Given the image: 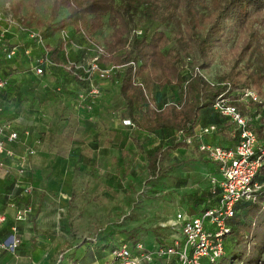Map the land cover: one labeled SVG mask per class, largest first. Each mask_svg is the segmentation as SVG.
<instances>
[{
    "label": "trees",
    "instance_id": "1",
    "mask_svg": "<svg viewBox=\"0 0 264 264\" xmlns=\"http://www.w3.org/2000/svg\"><path fill=\"white\" fill-rule=\"evenodd\" d=\"M0 8L11 13L17 22L41 30L48 43L55 42L50 49L58 60L64 56L58 36L60 30L68 29L74 38L77 34L82 39V32H85L88 42L94 43L93 35L109 29L104 41L106 54L99 61L103 65L121 66L108 80L118 86L113 107L121 120L129 118L133 122V126L126 128L131 130V138L144 156L145 167L154 177L165 175L167 170L162 168V162L166 156L178 148L190 146L185 138L193 136L200 126L218 124L219 134L230 146L239 140L241 132L235 123L214 109V103L221 96L239 106L243 115L264 112L261 99L248 96L242 100L249 90L264 97V50L257 37L264 26V0H0ZM6 37L0 42L3 53L0 55V77L7 81L3 91L10 90L7 76L15 71L12 64L21 54L7 57L4 49L11 43ZM28 42L25 41V45H29ZM220 49L234 50L239 56L237 64L246 51L250 57L246 65H234L212 83L197 69L209 68ZM25 61L30 66V59L26 57ZM188 66L195 72H189ZM51 72L58 80L55 90H61V94L67 93L65 84L70 80L80 88L86 86L64 69L57 67ZM156 87L164 94L161 104L156 102L158 97L154 99L157 106L153 103ZM51 88L48 89L55 91ZM17 96L13 98L14 104L19 99ZM252 128L258 143L263 142L264 147V115ZM135 130L143 132L145 141ZM199 151L215 164L205 151ZM130 153L123 149L121 158L116 161L120 168L127 167L124 174L131 171L132 160L124 161L130 158ZM255 180L262 188L254 198L238 202L234 216L227 220L230 230L225 237L224 254L216 262L205 260L203 264H264V161ZM186 182L181 181V186ZM181 198L178 209L190 214H197L218 200L210 184L184 193ZM10 232L9 228L7 235ZM104 237L98 235L97 239H92L93 245L89 241V246L73 257L75 264H90L111 254L118 243L105 242ZM155 239L160 240L158 236ZM84 241L88 243V238ZM167 264L175 262L171 260Z\"/></svg>",
    "mask_w": 264,
    "mask_h": 264
},
{
    "label": "rangeland",
    "instance_id": "2",
    "mask_svg": "<svg viewBox=\"0 0 264 264\" xmlns=\"http://www.w3.org/2000/svg\"><path fill=\"white\" fill-rule=\"evenodd\" d=\"M262 30L257 37L264 50V26ZM139 31L137 33H140ZM108 34L109 29L104 28L95 36L93 35V38L96 42L105 45L104 41ZM79 38L80 35L76 34L75 39L82 40ZM69 54L77 60L85 55L76 47H71ZM216 54V59L209 68L197 69V72L203 74L212 83H216L219 77L234 65L239 64V67L246 65L250 57L249 52L246 51L241 55L237 64L239 56L234 54V50L220 49ZM188 67L189 72L190 70L191 73L195 72L192 67ZM104 84V88L108 87L104 89L101 96V99L103 98L102 107L97 105L89 110L90 112L88 111V150L85 151L86 153H80L81 157L75 169L77 179L73 181L75 189L71 205L65 208L63 213L60 212L59 220L61 223L62 221L69 222L72 218L74 236L72 238L69 235L70 245L85 244V238H88V246L89 241L93 245L92 239L95 240L98 235L100 237L104 235L105 242L119 243L128 240L127 242L131 244L136 241L142 242L144 247L153 250L161 242H169L176 233L165 224L180 210L178 208L181 206L178 203L182 201V194L201 186L211 185L212 177H219V172H216L215 164L197 150L196 146L190 145L178 148L169 154L170 156H166L162 162V168L167 170L165 175L155 177L150 175L145 167L144 156L131 138V130L121 123V117L113 107L112 100L118 91L117 84L112 81ZM60 91L58 89L56 92L61 94ZM255 94L258 95V100L263 101L261 108L264 109V97L259 96L258 93ZM162 95H164L163 90L156 87L153 95V103L156 106V102L161 104ZM156 97L158 100L155 102ZM245 99L246 97L242 98V100ZM57 108L58 106L51 108L50 114L53 115V109L57 110ZM91 114L101 116V124L96 127L92 124V127L90 125L92 121L89 118ZM262 115H264L262 111L257 115H247L252 119V127L255 128L256 122ZM104 120L106 121L103 122ZM64 127L67 128V126ZM230 128L235 132L233 126ZM135 133L145 141L143 132L135 130ZM145 144L149 145L147 142ZM261 144L258 148L263 147ZM123 149L131 152L130 158L124 159L125 162L132 160L129 174H124L127 167L120 168L116 163L121 158ZM261 156L264 161L263 151ZM176 162L179 164L175 165ZM185 180L187 182L181 186ZM70 232L69 230L68 233ZM156 235L161 242L155 239ZM169 260L157 258L155 264H167Z\"/></svg>",
    "mask_w": 264,
    "mask_h": 264
},
{
    "label": "crops",
    "instance_id": "3",
    "mask_svg": "<svg viewBox=\"0 0 264 264\" xmlns=\"http://www.w3.org/2000/svg\"><path fill=\"white\" fill-rule=\"evenodd\" d=\"M6 39L11 43L8 49L26 44L23 33L14 27ZM19 52L12 64L15 71L6 75L10 90L0 89V119L19 132L18 139L7 143L12 154L3 156L4 169L0 171V213L7 216L6 222L0 225V239L16 224L21 244L15 252L0 254V264H75L73 257L80 255L88 243L79 248L70 245L69 235L74 236L72 218L62 223L59 218L60 212L71 205L80 153L88 150V112L77 96L82 88L70 80L65 84L67 93L59 94L55 90L58 80L50 72L36 75L31 65L26 64L23 51ZM15 96L19 99L14 104ZM102 101L103 98L98 102L99 107ZM54 106L58 108L53 109L52 115L49 111ZM89 118L91 126L102 122L101 116L91 114ZM206 141L230 146L219 133L207 137ZM24 159L28 166L21 175L16 165ZM18 182L31 186L29 195L23 196L22 189L15 186ZM29 202L33 206L31 214L17 221V209ZM73 252L77 255L71 254ZM111 259L109 254L90 264H107Z\"/></svg>",
    "mask_w": 264,
    "mask_h": 264
},
{
    "label": "built area",
    "instance_id": "4",
    "mask_svg": "<svg viewBox=\"0 0 264 264\" xmlns=\"http://www.w3.org/2000/svg\"><path fill=\"white\" fill-rule=\"evenodd\" d=\"M10 27H15L23 33L29 45L4 49L7 57L13 58L19 51H23L30 59L31 68L39 76L57 67L74 74L79 83L86 85L79 91L78 99L87 112L98 105L103 95L104 83L121 69L120 65H103L99 61L100 57L106 54V46L98 42H88L85 32L81 35L84 41L80 42L68 29L59 31V42L62 44L64 56L58 60L54 59L50 49L55 43L53 41L48 43L41 30L17 22L11 13H6L0 8L1 42L10 32ZM71 47L79 48L85 55L78 60L72 58L69 54ZM6 84L7 81L0 77V89ZM248 96L258 100V95L253 91H247L245 97ZM214 109L229 117L240 130L237 143L234 146H226L206 141L207 137L220 132L218 124L198 127L195 134L186 137L185 141L205 151L218 167L219 177L213 176L211 180V191L218 197L216 204L197 214H190L183 209L178 210L175 217L165 224L176 233L171 236L169 242L159 244L153 250L144 247L142 242L133 245L134 248L128 242H119L111 252L112 259L107 264H155L157 258H167L169 261L173 260L175 264H203L205 260L210 263L216 262L224 254L225 237L230 230L227 220L234 216L238 202L254 198L256 192L262 188V184L255 178L263 165L261 155L264 147L258 148L260 144L251 126L252 119L243 115L236 104L221 96L214 103ZM1 114L0 107V118ZM121 123L126 126L134 125L129 118H123ZM18 137V132L13 130L10 124L0 123V171L4 169L3 156L12 154V150L7 148V143L15 141ZM16 166L18 173L23 175L26 172V159ZM15 186L22 188L23 195H28L32 189L30 185H20L19 182ZM32 210L30 202L25 204L17 209L15 219L25 220ZM6 219V214L0 213V225L6 222ZM10 230V234L0 239V254L5 251L15 252L21 244L18 226L13 225Z\"/></svg>",
    "mask_w": 264,
    "mask_h": 264
}]
</instances>
